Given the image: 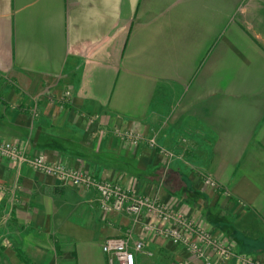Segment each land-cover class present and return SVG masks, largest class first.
<instances>
[{"label": "crops", "instance_id": "crops-1", "mask_svg": "<svg viewBox=\"0 0 264 264\" xmlns=\"http://www.w3.org/2000/svg\"><path fill=\"white\" fill-rule=\"evenodd\" d=\"M0 141L168 204L264 262V0H0ZM148 219L0 161V264H105L103 239L126 233L143 244L135 264H201Z\"/></svg>", "mask_w": 264, "mask_h": 264}, {"label": "built area", "instance_id": "built-area-1", "mask_svg": "<svg viewBox=\"0 0 264 264\" xmlns=\"http://www.w3.org/2000/svg\"><path fill=\"white\" fill-rule=\"evenodd\" d=\"M68 95V92H65ZM130 145L143 140L141 133L131 130H114ZM149 147L155 145L153 138L145 140ZM24 145L17 142L0 141V161L7 160L11 166L25 165L35 171L56 179L63 185L78 186L96 193L98 210L125 213L137 216L144 213L149 219L142 223L144 232L160 236L174 245L182 246L190 255L199 258L201 264H214L213 259L225 260L234 255L240 264H264L250 255H237L230 246L214 236L194 219L174 210L168 204L148 196L127 190L112 180L98 179L88 171L67 167L59 162L49 161L43 154L27 155ZM163 153L170 154L161 149ZM204 185L216 187L208 176L202 178ZM105 264H135L137 253H144L142 241H130L128 233L105 237L100 245ZM149 255V253H146Z\"/></svg>", "mask_w": 264, "mask_h": 264}]
</instances>
